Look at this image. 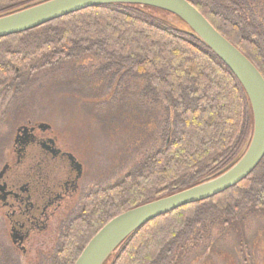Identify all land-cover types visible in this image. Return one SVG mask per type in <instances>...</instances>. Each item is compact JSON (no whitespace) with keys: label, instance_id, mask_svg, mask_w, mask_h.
Wrapping results in <instances>:
<instances>
[{"label":"trees","instance_id":"16d2710c","mask_svg":"<svg viewBox=\"0 0 264 264\" xmlns=\"http://www.w3.org/2000/svg\"><path fill=\"white\" fill-rule=\"evenodd\" d=\"M40 1L0 0V17ZM187 1L264 77V33L244 15L237 0ZM168 18L179 23H169ZM1 43L8 46L5 62H0V86L14 76L17 65L24 68L35 59L52 65L95 53L143 79L156 101L172 113L166 146L115 186L87 198L84 214L66 236L59 264H75L116 217L227 171L250 145L253 114L244 89L208 47L167 12L145 6H99L0 39ZM116 89L120 87L115 85L108 98ZM6 123L0 118L1 133ZM249 211L264 212V159L236 187L139 228L105 264H172L178 249L199 231L235 224Z\"/></svg>","mask_w":264,"mask_h":264},{"label":"rangeland","instance_id":"374dc122","mask_svg":"<svg viewBox=\"0 0 264 264\" xmlns=\"http://www.w3.org/2000/svg\"><path fill=\"white\" fill-rule=\"evenodd\" d=\"M237 2L252 24L264 31V0ZM7 46L0 45L2 63ZM44 62L35 59L27 67L17 65L14 76L2 81L0 90L11 108L0 114L7 111L12 124L25 114L66 111L71 120L61 123L59 142L78 154L89 173L94 170L97 174L90 191L115 186L166 146V126L172 113L156 101L143 79L95 53L52 65ZM115 85L120 89L108 98ZM172 264H264V212L249 211L235 224L211 225L199 231L178 249Z\"/></svg>","mask_w":264,"mask_h":264},{"label":"flooded vegetation","instance_id":"af4514ba","mask_svg":"<svg viewBox=\"0 0 264 264\" xmlns=\"http://www.w3.org/2000/svg\"><path fill=\"white\" fill-rule=\"evenodd\" d=\"M5 100L1 113L11 108ZM6 112L0 114L8 129L0 136V261L59 264L66 236L96 193L90 188L97 174L59 142L61 123L71 120L66 111L25 114L12 124Z\"/></svg>","mask_w":264,"mask_h":264},{"label":"water","instance_id":"95a60500","mask_svg":"<svg viewBox=\"0 0 264 264\" xmlns=\"http://www.w3.org/2000/svg\"><path fill=\"white\" fill-rule=\"evenodd\" d=\"M0 17V39L23 34L72 14L105 5L145 6L180 20L231 71L244 89L253 114L249 147L234 166L185 191L132 209L109 222L75 264H105L120 245L149 222L182 207L212 199L246 180L264 159V77L253 63L187 0H42Z\"/></svg>","mask_w":264,"mask_h":264}]
</instances>
